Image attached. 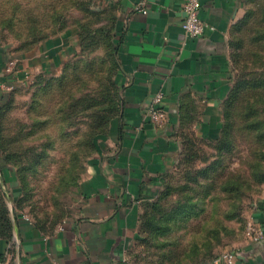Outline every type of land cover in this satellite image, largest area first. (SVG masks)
<instances>
[{
	"label": "crops",
	"instance_id": "1",
	"mask_svg": "<svg viewBox=\"0 0 264 264\" xmlns=\"http://www.w3.org/2000/svg\"><path fill=\"white\" fill-rule=\"evenodd\" d=\"M95 1L99 23L119 43L120 113L97 140L75 213L49 232L23 215L13 218L12 238L0 239V264H139L130 253L144 204L157 198L185 145L221 135L234 76L233 34L256 0H200L207 27L199 37L183 31L185 0ZM78 44L76 28L68 27L20 51L21 75H56ZM4 57L0 50L2 69L10 59ZM157 92L168 113L163 127L147 116ZM263 204L250 218L264 230ZM230 249L238 251L234 264H264V240L246 233Z\"/></svg>",
	"mask_w": 264,
	"mask_h": 264
},
{
	"label": "rangeland",
	"instance_id": "2",
	"mask_svg": "<svg viewBox=\"0 0 264 264\" xmlns=\"http://www.w3.org/2000/svg\"><path fill=\"white\" fill-rule=\"evenodd\" d=\"M252 6L261 16L264 0ZM86 8L96 11V1L0 0V50L6 47L11 56L68 27L78 35V48L56 75L18 84L0 103V196L12 218L20 213L51 230L78 207L81 183L97 151L90 134L101 102L112 101L115 85L111 38L99 31L103 15L93 16ZM87 21L92 29L82 30ZM249 26L240 34L234 31V41L242 37L248 45ZM236 122L231 151L220 152L215 142L185 145L167 177L171 193L162 201L163 210L169 218L187 197L195 207L187 217L165 221L170 230L154 236L149 249L140 248L139 264H188L228 250L246 235L250 214L264 199V138L244 129L239 117ZM216 159L221 163L209 179L190 180ZM228 178L240 187L223 190ZM168 250L179 255L167 262L162 254Z\"/></svg>",
	"mask_w": 264,
	"mask_h": 264
},
{
	"label": "trees",
	"instance_id": "3",
	"mask_svg": "<svg viewBox=\"0 0 264 264\" xmlns=\"http://www.w3.org/2000/svg\"><path fill=\"white\" fill-rule=\"evenodd\" d=\"M84 10L87 13L92 14L93 16H96V14L98 16L99 14L97 11L90 10L88 8ZM260 10L261 16L257 12V10L250 8L246 14V17L242 20L241 24L238 25L237 30H235L238 34L242 33L244 28H246V24L248 25V23L250 22L249 20L252 19L250 26L246 29L247 33L249 34L248 45L246 40L242 39V37H237L235 41L234 39L232 40L231 45L233 48L232 62L234 65V76L231 91L224 103V121L222 124L221 135L215 142L218 150L222 153L231 151L234 147L233 130L237 123L236 117L240 118L241 126H243L244 129L253 132L254 135L256 133L257 136H261L264 138V117L262 116L264 112V8H261ZM100 18L101 16L98 17V19ZM91 26L92 22L87 21L81 26V29L91 30ZM112 30L113 29L110 26L102 25L100 26L99 31H102V33L109 35V37L111 38L114 51L113 53L115 54L114 75L116 81V76L118 75L120 69L117 58L119 43L116 40V35L112 33ZM50 36L52 35H47L46 38ZM36 40H38V38H36L35 41ZM246 45L247 49H245ZM30 48L31 47H29L28 50ZM2 51L3 55H5L6 58L9 50L4 47ZM240 61L242 62L241 65L238 64ZM3 64L4 62L0 61V71H2ZM115 81V85L113 86L114 91L112 101L107 103V100L104 99L102 102L98 101L97 103L99 104L101 102V108L98 111L96 130L91 131L89 140L92 146L95 147V149L97 148L95 137L98 135L103 136L107 132V129L110 126L112 120L119 115L121 110L120 90L117 81ZM6 93L7 92H3L0 90V103L4 100H7ZM1 153L2 152L0 149V157ZM219 162L221 163V160L216 159L215 161L211 162L206 168L197 170V174L194 177H191L190 180L201 182L202 179H209L211 172L215 171L216 168H218L217 166L218 164H220ZM0 168L3 169V165L1 162ZM262 178H264V176ZM240 185V182L231 181V179L228 178L222 184V189L232 192L235 190V188H239ZM170 193L171 186L168 185L167 179L157 198L151 202H146L144 204L140 217L138 241L136 242V245L132 247L130 253L131 258H133L135 262H138V257H140L138 255L140 248L144 250L147 247L149 249L151 244H153L152 240L154 236L170 230V228L165 224L166 220L172 221V219L179 217V214H181L182 217H187L189 215V212L195 207V205L191 202V198L187 197V200L183 202V204H178V206L176 207L177 212L171 214L168 218L169 214H167L166 216L164 215L162 201ZM182 207H184L185 210H182ZM19 216L20 213H17V219H20ZM34 224H36L37 227L44 231H51L50 227H47L43 224ZM13 230L14 220L10 215L4 197L0 196V239L10 240L13 236ZM165 246H167V243ZM219 254H221V252L215 255L214 253H211L208 257H201L200 259H197L196 261L188 264H201L209 261H214V259ZM178 255L179 253H173L169 250L165 251L162 254L163 258H165L167 262L170 261V259L177 257ZM148 262L150 263V261ZM155 264H165V261L161 260Z\"/></svg>",
	"mask_w": 264,
	"mask_h": 264
},
{
	"label": "built area",
	"instance_id": "4",
	"mask_svg": "<svg viewBox=\"0 0 264 264\" xmlns=\"http://www.w3.org/2000/svg\"><path fill=\"white\" fill-rule=\"evenodd\" d=\"M201 6L200 0H185L183 3L184 20L182 22V28L186 37H199L207 27L200 16ZM8 56L10 59L5 64V68L2 69L4 71H2L3 73L0 76V90L3 92H10L18 84L25 85L32 80L28 74L21 75L17 57L11 56L10 54ZM163 101V93L157 92L151 98L147 108V116L158 127L165 126L168 121V113L163 106ZM246 228L247 235L253 242L264 240V230L252 218L248 220ZM237 258L238 251L236 249H229L219 254L213 262L215 264H234Z\"/></svg>",
	"mask_w": 264,
	"mask_h": 264
},
{
	"label": "water",
	"instance_id": "5",
	"mask_svg": "<svg viewBox=\"0 0 264 264\" xmlns=\"http://www.w3.org/2000/svg\"><path fill=\"white\" fill-rule=\"evenodd\" d=\"M14 220H15V222L17 221V217H16V215L14 214Z\"/></svg>",
	"mask_w": 264,
	"mask_h": 264
}]
</instances>
